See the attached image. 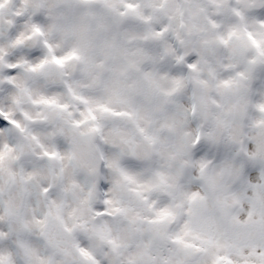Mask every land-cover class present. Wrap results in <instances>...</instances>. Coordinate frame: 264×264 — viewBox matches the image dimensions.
<instances>
[{"label":"clouds","instance_id":"clouds-1","mask_svg":"<svg viewBox=\"0 0 264 264\" xmlns=\"http://www.w3.org/2000/svg\"><path fill=\"white\" fill-rule=\"evenodd\" d=\"M0 264H264V0H0Z\"/></svg>","mask_w":264,"mask_h":264}]
</instances>
